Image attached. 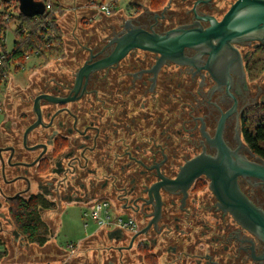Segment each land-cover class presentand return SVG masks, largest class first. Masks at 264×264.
Here are the masks:
<instances>
[{
    "label": "flooded vegetation",
    "instance_id": "af4514ba",
    "mask_svg": "<svg viewBox=\"0 0 264 264\" xmlns=\"http://www.w3.org/2000/svg\"><path fill=\"white\" fill-rule=\"evenodd\" d=\"M196 1L171 0L156 13L142 3L128 18L163 33L196 20L207 26L197 15L221 19L233 3ZM122 29L112 28L98 39L90 35L89 42L99 43L77 44L76 60L59 61L65 64L57 72L31 78L24 90H8L0 126V234L4 221L13 223L10 208L16 199H47L51 205L41 208L42 213L103 198L133 217L136 226L134 232L121 230L120 238L103 235L106 243L96 249L103 264H264L263 240L219 206L209 177L202 174L188 186L173 182L182 166L204 149L216 153L203 132L214 137L222 113L233 107L224 138L237 147L239 119L248 146L243 117L264 104L263 90L249 85L256 81L249 69L264 67V44H236L240 55L220 57L213 68L216 77L205 68L208 55L193 64L166 61L155 70L159 54L135 48L78 82L80 67L91 54L90 63L109 55L114 45L107 43ZM196 53L186 49L190 57ZM230 60V71H225L220 63ZM240 151L257 160L245 147ZM238 184L264 210V183L239 176ZM13 234L26 240L20 231ZM109 256L115 261L105 262Z\"/></svg>",
    "mask_w": 264,
    "mask_h": 264
},
{
    "label": "water",
    "instance_id": "95a60500",
    "mask_svg": "<svg viewBox=\"0 0 264 264\" xmlns=\"http://www.w3.org/2000/svg\"><path fill=\"white\" fill-rule=\"evenodd\" d=\"M19 1L21 12L26 14L32 15L45 10V5L37 0ZM198 2L199 0L195 2V5ZM170 5L171 0L161 8V11L166 10ZM146 8L155 13L160 10ZM197 18L208 21L209 25L203 26L199 20H196L193 24L178 25L163 33L148 31L136 26L131 18L125 19L121 24L124 30L122 29L121 34H116L107 43L114 45L113 51L90 63L94 57L91 54V57L77 72L78 82L84 76L88 77L92 71L117 63L135 48L159 54L155 70L166 61L193 64L195 61L198 62L202 55H208L205 68L212 70L213 76L216 77L213 68L221 58H226L229 53L237 57L240 55L236 44H244L252 40L264 44V0H235L221 19L208 14L197 15ZM186 49H195L197 53L190 57L186 54ZM230 59L232 60V58ZM231 60L226 64L221 62L222 69L229 70L233 61ZM238 65L242 70L240 60ZM229 71L226 75H229ZM229 82H227L228 85ZM43 96L53 100L50 95ZM36 108H38V98L36 99ZM234 110L235 107L222 113L214 137H211L206 131L203 132L208 142L216 148V153L208 154L204 149L201 154L188 160L182 166L178 178L173 182L185 181L188 186L196 177L205 174L211 180L210 187L218 198L219 206L230 211L243 226L250 229L264 242V210L249 199L238 184L239 176L254 177L264 183V159L245 145L240 133L239 119L235 135L238 145L232 148L227 144L224 138L225 123ZM37 124L38 122L31 125L27 132ZM241 147H245L248 153L257 160H250L245 153L240 151ZM120 233L121 229H115L109 231L108 236L120 238Z\"/></svg>",
    "mask_w": 264,
    "mask_h": 264
},
{
    "label": "rangeland",
    "instance_id": "374dc122",
    "mask_svg": "<svg viewBox=\"0 0 264 264\" xmlns=\"http://www.w3.org/2000/svg\"><path fill=\"white\" fill-rule=\"evenodd\" d=\"M4 0H0L3 2ZM125 2H130L132 0H124ZM142 3L147 2V0H140ZM229 4L230 2H234L235 0H220V3L223 5L224 3ZM18 6H20V1L17 0ZM6 5L8 7V2H6ZM9 5H13L14 3H9ZM10 7L7 10L10 12L12 11ZM3 11H6V8L4 6H0V13H3ZM7 13V12H5ZM129 14L127 15L125 13V18H128ZM7 19V16H5ZM125 18H121L124 19ZM1 19V18H0ZM117 21L115 18H112L111 20H104L102 21V25L96 30L91 31L88 30L87 33H82V29L84 25L82 23H76V27L78 26V29L74 30V22L72 20H69V24H67L66 21V27L68 29L65 42L66 44L69 43V46L66 47L65 50V56L59 57V58H53L50 59L48 62L44 63L43 58H38L37 56H31L28 60L26 65L18 71H11V73L8 76L9 85L8 89H0V126L4 122L6 118V106H5V100L7 97L8 90L12 91V93H15L16 91L24 90L26 85L29 83L30 79L33 77H44V76H50L54 72H57L60 68V65H63L65 63H61L59 61H74L76 60V50L77 46L76 43H78V39L80 38L82 42L87 43V39H90V35H96L95 38H97L98 35H101V37H104V29H108V24L111 25H119L121 26L122 20ZM112 22V23H110ZM1 23V21H0ZM17 27L16 20H12L8 23V29L5 33L1 35L0 38V50L2 48V43L6 44V48L8 50H11L14 46V42L16 41V35H15V28ZM74 27V28H73ZM111 27V26H110ZM76 31V32H75ZM74 32V34H73ZM92 32V33H91ZM98 39V38H97ZM89 44H93V42H88ZM95 43V42H94ZM99 43V41L97 42ZM65 48V47H64ZM260 87L263 92L261 93V96H264V72H261V74L256 78V81L250 82V86L252 87V90L256 91L257 85ZM256 85V86H255ZM253 109V108H251ZM260 110H262V107L259 106L255 113H259ZM0 130H3L0 128ZM233 130V129H232ZM233 133V132H232ZM233 136V135H232ZM86 209V206L80 205V204H69L65 205L62 209L56 210V211H49L46 213V211L42 212V217L45 221L48 222V225L50 227V240L47 242L46 246H39L35 243H30L28 246L25 244L27 242V239H21V237L16 238L13 234V231H19L18 228L11 223L8 225L5 221L3 222L4 232L0 234V251L3 249H6V254L3 255L0 258V264H96L98 262V259L101 260V256H97V254H92L90 256V259L88 258L89 254L86 253V257L84 256V248L80 250V254H77L73 256L74 253H63L59 251V247L62 250H70L68 249V245L70 243L80 244L83 239L86 237L96 235L98 234L99 227L97 226L96 222H94L92 219H85L83 217V211ZM7 213V210H6ZM88 223V226L85 225V223ZM106 241L104 240V244ZM87 246V245H86ZM80 255V256H79ZM74 259V260H73ZM113 259L115 261V258H112L109 256V258L105 261ZM60 260V261H59ZM97 261V262H96ZM100 263V262H98ZM97 263V264H98Z\"/></svg>",
    "mask_w": 264,
    "mask_h": 264
},
{
    "label": "trees",
    "instance_id": "16d2710c",
    "mask_svg": "<svg viewBox=\"0 0 264 264\" xmlns=\"http://www.w3.org/2000/svg\"><path fill=\"white\" fill-rule=\"evenodd\" d=\"M19 1V0H18ZM45 5V10L36 14H26L21 12L17 0H4L0 6H4L6 11L0 13V38L8 29V23L16 20L15 28L16 41L11 50L2 43L1 52L5 54V65L0 68V82L4 89L8 87L9 80L7 76L11 71L21 70L27 63V56H37L43 58L44 63L50 59L65 56L66 47L63 31L58 22V15L63 12V7L58 0H37ZM167 0H150V6L154 10L161 9ZM8 2V7L6 5ZM9 3H14L9 5ZM12 11H8L12 7ZM7 12V13H5ZM7 16V19L6 17ZM111 19H108V21ZM119 21V20H117ZM112 23V22H110ZM84 21V25H87ZM111 26V27H110ZM119 25L108 24V29L102 33L111 32L112 28ZM86 28V27H85ZM88 28V27H87ZM86 28V29H87ZM85 29L84 32L87 30ZM89 42V40H87ZM93 42V41H92ZM94 43V42H93ZM97 43V42H95ZM79 43H76V45ZM67 45V46H66ZM65 47V48H64ZM250 75L253 79L257 78L264 67L253 65L250 69ZM262 110L255 113L259 106L249 109L242 120V135L249 148L258 156L264 158V104L260 105ZM50 203L41 196H33L28 199L19 198L12 202L10 208V217L18 230L26 237L29 243H35L44 246L50 240V227L43 219L41 208H49ZM6 254V249L0 251V258ZM147 261H152L149 254L145 255Z\"/></svg>",
    "mask_w": 264,
    "mask_h": 264
},
{
    "label": "crops",
    "instance_id": "0c3cea01",
    "mask_svg": "<svg viewBox=\"0 0 264 264\" xmlns=\"http://www.w3.org/2000/svg\"><path fill=\"white\" fill-rule=\"evenodd\" d=\"M94 1L95 0H58V2L64 8L63 12L58 15V22L60 23V26L62 28L64 38L66 37L67 31H68L66 25L69 24V20H72V22L75 23L74 27H76V23H78V25H79V23H82L84 25V21H86V23H88L89 25L87 24L88 26H85V25L83 26V27H86V28L88 27V28L82 29V33L88 34V30L96 31L102 25L101 24L102 21H104L106 19L107 20L112 19V18H115L116 20H120L121 18L125 17V13L127 15L134 13L135 10L142 4V1L140 2V0H132L128 3L125 2L124 0H120L113 7L114 9L112 10V13L107 14L102 9H100L98 7H94L93 6ZM96 1H101V0H96ZM143 4H144V7H149L150 9H152L151 6L149 5L150 0H147V2H145V3L143 2ZM66 21H67V24H66ZM76 29H78V26L76 28H74V30H76ZM85 29L87 30L86 32H84ZM73 34H74V32H73ZM89 38H91V37H89ZM77 39H78V43L82 42L80 38H77ZM7 89H8V87L4 90H7ZM47 212H49V211H46V213ZM83 217H84V215H83ZM84 218L87 220L91 219V218H86V217H84ZM85 225L88 226V223L86 222ZM98 231H99L98 234L86 237L85 239H83L81 241L80 244H75L76 245L75 251L62 250V249H60L61 247H59V251L66 253V254L67 253H74L72 255L75 256L77 254H80V250L83 249V247H85L83 250L84 256L86 257V255H87L86 253L89 254L88 258L85 259L86 262L88 261L87 259L92 260L91 262H93L94 258L90 259V256L92 254L93 255L97 254V256L100 255V253L96 249L98 247H100L101 245H103V243H104L103 235L109 232L105 228H101V227H99ZM25 244L28 246V244H30V243L27 241ZM46 245H44V246H46ZM103 260H104L103 258H101V260L98 259V262H100L98 264H103Z\"/></svg>",
    "mask_w": 264,
    "mask_h": 264
},
{
    "label": "built area",
    "instance_id": "2783aa9c",
    "mask_svg": "<svg viewBox=\"0 0 264 264\" xmlns=\"http://www.w3.org/2000/svg\"><path fill=\"white\" fill-rule=\"evenodd\" d=\"M120 0H101L94 1L93 6L98 7L105 11L107 14L112 13L113 7ZM28 59L31 56H27ZM5 54L0 51V68L5 65ZM8 79V76H7ZM5 88L3 83L0 82V89ZM84 217L91 218L96 224L105 228L107 231H112L115 229H121L123 231H132L136 230L134 219L131 216L125 215V213L118 209H113L111 203L108 199H95L86 206V209L83 211ZM68 248L71 251H75V243H70Z\"/></svg>",
    "mask_w": 264,
    "mask_h": 264
}]
</instances>
